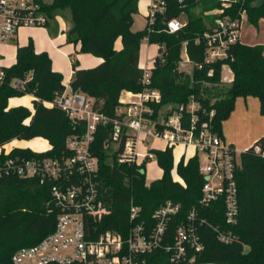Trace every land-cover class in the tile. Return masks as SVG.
I'll return each mask as SVG.
<instances>
[{
	"label": "trees",
	"instance_id": "16d2710c",
	"mask_svg": "<svg viewBox=\"0 0 264 264\" xmlns=\"http://www.w3.org/2000/svg\"><path fill=\"white\" fill-rule=\"evenodd\" d=\"M39 10L46 15L43 25L51 35L60 32L56 16L68 13L70 27L67 41L78 44L79 53L102 57L99 64L84 68L77 58L72 59L73 76L70 88L94 99L97 110L114 119L116 109L122 104L124 91L142 89L144 69L140 67L141 42L147 38L151 44L164 47L165 61L159 55L151 67V85L160 89L161 104H180L196 99L201 107L197 114L200 123L207 122L223 135V122L235 108L238 97L256 96L264 114V46L250 45L240 39L227 48V56L216 61L207 60L206 33L216 29V19L230 15L239 16L245 10L248 23L258 26L264 18V0H236L224 13L211 11L221 7V0H164L163 9L148 15L145 28L134 30V14L140 0H36ZM199 9L195 12L194 9ZM187 21L175 32H170L166 17H181ZM121 39L122 48L115 43ZM186 47L193 64L192 73L179 68L182 48ZM230 65L234 78L222 81V67ZM5 71L0 84V166L5 161L23 157H62L69 154L67 137L81 134L86 122L71 119L57 105H47L67 85L63 74L54 70L47 51H36L34 41L17 46L16 61L1 66ZM213 70L212 74H209ZM23 82L15 86V82ZM33 94L34 109L26 105L9 106L11 97ZM161 106V105H159ZM214 113L211 115V112ZM113 123L99 124L92 142L93 154L98 159L94 175L100 198L110 207L108 215L97 219L98 232L118 230L127 235L132 226L130 207L140 208L139 222L154 225V213L166 201L180 205V211L168 219L162 244L145 254L148 264H264V156L255 150H264V134L252 146L240 153L236 172L238 188V213L235 224L225 218L224 200L202 205L203 175L199 156L182 157L177 173L184 183L172 175L174 147L153 149L154 158L163 170L162 177L147 180V162L142 164L121 162L126 135L118 146L113 140ZM43 137L50 143L44 151L29 147H13L8 152L4 146L14 138ZM56 178L21 176L0 173V264H15L14 254L21 248L38 244L56 228L63 211L53 196ZM197 210V234L202 249L189 252L192 262L173 260L175 235L180 224L187 220L192 209ZM231 230L232 240L225 242L220 232ZM167 246L171 248L168 250ZM48 264H81L79 262Z\"/></svg>",
	"mask_w": 264,
	"mask_h": 264
},
{
	"label": "built area",
	"instance_id": "2783aa9c",
	"mask_svg": "<svg viewBox=\"0 0 264 264\" xmlns=\"http://www.w3.org/2000/svg\"><path fill=\"white\" fill-rule=\"evenodd\" d=\"M235 1L221 0V7L211 12L222 14ZM164 4V0H152L149 15L152 17L156 11H161ZM39 8L36 0H0V44L12 41L21 27H42L47 17ZM245 20V10L236 17L226 15L216 19V29L205 34L208 61L227 56L229 45L240 39V29ZM167 24L170 32H175L182 26L179 17H171ZM156 45L157 54L161 62H164V47ZM181 66L193 67L185 47L181 52L180 69ZM143 69L142 89L125 91L114 119L97 110L92 97L70 87L54 100L45 101L47 105L60 107L71 119L86 122L84 133L67 137L69 154L61 158H12L0 166V173L12 172L25 177L38 176L59 180L53 187V196L63 211L58 216L55 230L38 244L19 249L13 256L15 264H148L145 254L162 244L168 219L180 211V205L171 200L166 201L154 213V225L139 222L140 208L132 203V226L127 235L118 230L97 233L95 221L111 212L110 207L100 198L94 181L98 159L93 154L92 142L99 124H114L112 137L116 143L126 135L124 148L119 156L121 162L142 164L146 161L148 165L154 158L153 149H157L149 146L154 139L164 141L170 147L181 145L191 148L194 155L199 156V168L204 178L200 203L209 206L215 201L224 200L227 223H236V172L240 154L233 144L214 131L207 122L200 123L197 112L201 105L196 99L192 98L180 104L162 105L160 89L151 85V67ZM212 73L213 70H210L209 74ZM4 77L5 71L0 66V84ZM22 84L20 80L15 82V86ZM213 113L214 111L211 115ZM255 150L264 156V150L260 146H255ZM178 180L184 183L182 178L178 177ZM231 233V230L221 231L219 236L221 240L229 242L232 240ZM202 246L197 234V210L194 208L189 212L187 220L177 228L172 247L173 260H187L190 263L195 257L189 256V252L200 251ZM170 248L167 246L168 250Z\"/></svg>",
	"mask_w": 264,
	"mask_h": 264
},
{
	"label": "crops",
	"instance_id": "0c3cea01",
	"mask_svg": "<svg viewBox=\"0 0 264 264\" xmlns=\"http://www.w3.org/2000/svg\"><path fill=\"white\" fill-rule=\"evenodd\" d=\"M141 2L142 1L140 0L139 1L140 8L142 6ZM143 2L145 3L146 0H144ZM262 20H264V18L261 19L260 21ZM69 27H70V23H69V26L67 25L62 26L61 29L62 30L67 29ZM21 28L23 29V34L22 33L20 34V32L22 31V30L20 31ZM21 28H19L15 38L12 41L0 44V66L13 64L16 61L17 46L28 43L29 39L32 38L34 41L36 51L40 52V51L45 50L49 53L52 59L53 69L60 71L63 74V82L67 85V87H70V83H71L72 76H73V70H72L73 57H71V55L74 53H77V50L80 47V43L74 44V43L68 42L67 35L64 32H60L58 35L53 36L50 34L49 29L47 27L42 26V27H28V28L21 27ZM240 40L242 41V38ZM118 43H120V46H118ZM250 45H255V44H250ZM115 48L116 49L122 48L121 39H118L116 41ZM75 58L79 60L81 67H84V68L95 66L99 64L101 61H103L102 57H98L90 53H79L75 56ZM154 58L155 56L153 58H150V55H149L147 56L146 59L143 58L142 60V55L140 52V62H139L140 67L142 68L152 67ZM233 78H234V72L231 69L230 65L228 64L223 65L222 79L226 82H231ZM124 93L125 91L123 92L121 97L124 96ZM12 98L14 97H11L9 99V106L28 105L26 102H23V100L21 99L12 100ZM257 100L258 101H256V99H254V97H251V96L240 97V98L238 97L236 100L235 108H234L235 111L233 110L231 115L229 116L230 117L229 120H231V123L229 124H233L239 127L242 126L244 117H246V114L249 112L246 110V108L251 107V106L252 107L256 106L257 102H259V106H260L259 98H257ZM225 131H226L225 132L226 135L223 133V137L225 138L226 141H229V143L233 144L234 147H235V142L246 144V143H250L251 141L257 138L259 139L260 137V130L255 126H253L250 129L251 132L244 138L243 141L240 140L238 135H232L227 130ZM176 147H181V145H178ZM164 148H166V143H165ZM188 151H189V148H186L185 151L183 152L182 157H186Z\"/></svg>",
	"mask_w": 264,
	"mask_h": 264
},
{
	"label": "rangeland",
	"instance_id": "374dc122",
	"mask_svg": "<svg viewBox=\"0 0 264 264\" xmlns=\"http://www.w3.org/2000/svg\"><path fill=\"white\" fill-rule=\"evenodd\" d=\"M45 1H51V0H45ZM141 8L138 6V11L134 14V24H133V29L134 30H139L145 28L147 24V17L150 14V5L152 3V0H146L144 3V0H141ZM195 12H198L199 9L195 8ZM187 14H182L180 17V21L182 23L187 21ZM56 21H58V27L61 30L62 26H69L70 19L68 16L67 12H64L58 16H56ZM24 27H29V26H24ZM22 30V31H21ZM20 34H23V29H20ZM65 33L68 32V28L64 29ZM242 38V41L246 44H263L264 45V20L259 22L258 26H254L252 24H249L247 20H245L243 26L240 29V39ZM118 46H120V43H118ZM158 53V49L156 44H151L148 42V40L143 39L141 42V55H142V60L143 58L146 59L147 56L150 55V58H153L156 56ZM79 54V52L74 53L71 55V57L75 58V56ZM66 59V58H64ZM192 66L186 67V66H181V70L185 71L188 74L192 73ZM224 83H229L224 80H222ZM242 97V96H241ZM249 97V96H248ZM254 97V99L257 100L258 97L256 96H251ZM33 94H25L23 96H17L12 98V100L15 99H21L23 102H26L28 107L31 109H34L33 105V100H34ZM240 98V97H239ZM247 111H249L246 114V117H244L243 124L242 126H235L231 123L230 117L226 119L223 122L222 129L223 133L226 135L227 130L230 134L232 135H238L241 141L244 140V138L251 132L250 129L255 126L260 130V136L264 134V114L261 113L259 102H257L256 106L254 107H247ZM235 111V110H234ZM227 128V129H226ZM224 135V136H225ZM258 140L255 139L251 141L250 143H238L235 142V147L240 154L242 151L248 148V146H252L255 144V142ZM229 142V141H228ZM149 146H155L156 148L163 149L165 147V143L161 140L154 139L152 142L149 143ZM13 147H29L33 150L37 151H44L50 148V143L48 142L47 139L43 137H34L32 139H19V138H14L10 142L6 143L4 148L6 151L11 150ZM185 147H174V168L172 170V175L173 177L178 180V173H177V165L183 155V152L185 151ZM194 155V151H192L189 148V151L187 152L186 159ZM163 175V170L159 166L157 160L155 158L151 159V161L147 165V180L148 182H151L155 179H158L162 177Z\"/></svg>",
	"mask_w": 264,
	"mask_h": 264
},
{
	"label": "water",
	"instance_id": "95a60500",
	"mask_svg": "<svg viewBox=\"0 0 264 264\" xmlns=\"http://www.w3.org/2000/svg\"><path fill=\"white\" fill-rule=\"evenodd\" d=\"M171 17H172V16L168 15V16L166 17V21H169V19H171Z\"/></svg>",
	"mask_w": 264,
	"mask_h": 264
}]
</instances>
